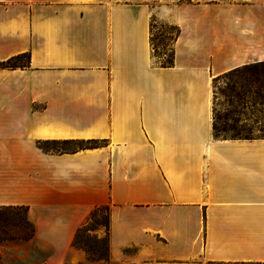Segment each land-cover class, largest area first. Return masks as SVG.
<instances>
[{
	"label": "crops",
	"instance_id": "obj_1",
	"mask_svg": "<svg viewBox=\"0 0 264 264\" xmlns=\"http://www.w3.org/2000/svg\"><path fill=\"white\" fill-rule=\"evenodd\" d=\"M24 53L0 67V206L28 208L44 264L88 261L100 206L95 264H264V136L214 129L216 79L264 61V0H0V62Z\"/></svg>",
	"mask_w": 264,
	"mask_h": 264
},
{
	"label": "rangeland",
	"instance_id": "obj_2",
	"mask_svg": "<svg viewBox=\"0 0 264 264\" xmlns=\"http://www.w3.org/2000/svg\"><path fill=\"white\" fill-rule=\"evenodd\" d=\"M155 25V23H154ZM160 32V33H158ZM153 46L156 54L166 52V61L171 56V45L176 36V28L173 26H162L161 29L154 28ZM18 63H25L21 58ZM227 81L220 80L216 83L214 93V113L217 116V126L221 135L231 136L235 133L251 135H262L261 127H264V111L255 110L249 105L239 104L235 93L227 88ZM260 107H257L259 109ZM219 117V119H218ZM236 128V131H232ZM224 130H226L224 132ZM51 146V145H50ZM56 147L71 148L72 145H54ZM88 230L79 235V247L85 251L88 261L80 264H95L108 262L111 253L108 240V213L100 211L88 223ZM49 256L48 249H39L37 243L32 241H10L0 244V264H44ZM66 264H76L75 261ZM118 264V263H115Z\"/></svg>",
	"mask_w": 264,
	"mask_h": 264
},
{
	"label": "trees",
	"instance_id": "obj_3",
	"mask_svg": "<svg viewBox=\"0 0 264 264\" xmlns=\"http://www.w3.org/2000/svg\"><path fill=\"white\" fill-rule=\"evenodd\" d=\"M153 41V40H152ZM30 54L24 53L21 55L14 56L6 61L0 62V67L5 68H16L27 66ZM21 58H25V63H18L17 61ZM163 65L172 64V55L168 57L166 61L162 62ZM224 80L227 81V88L235 93V97L238 98L239 104L249 105L255 110L264 111V61L245 65L243 67L236 68L232 71L225 73L215 81ZM215 98L216 93L214 94ZM257 107H260L257 109ZM219 119V117H218ZM217 116L215 115L214 129L217 135H221L217 123ZM232 131H236V128H232ZM262 136H264V127H261ZM226 130H224L225 132ZM228 136V135H223ZM232 137H252L250 133L241 134L235 133ZM106 211L108 213V228H109V206H100L95 208L86 223L81 226L74 240L76 246L80 245L79 235L83 231L88 230V223L100 211ZM36 233L35 224L30 220L28 215V208L25 206H0V244L10 241H30L34 238Z\"/></svg>",
	"mask_w": 264,
	"mask_h": 264
}]
</instances>
